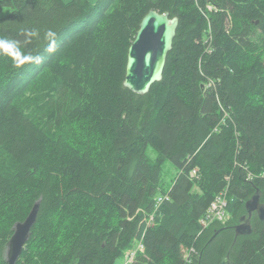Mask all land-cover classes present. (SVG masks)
<instances>
[{"label":"trees","instance_id":"16d2710c","mask_svg":"<svg viewBox=\"0 0 264 264\" xmlns=\"http://www.w3.org/2000/svg\"><path fill=\"white\" fill-rule=\"evenodd\" d=\"M150 9L180 23L138 94L128 49ZM224 191L228 220L203 228ZM256 193L264 0H0V264L39 200L16 264H114L140 240L133 264H264V220L235 237Z\"/></svg>","mask_w":264,"mask_h":264},{"label":"water","instance_id":"95a60500","mask_svg":"<svg viewBox=\"0 0 264 264\" xmlns=\"http://www.w3.org/2000/svg\"><path fill=\"white\" fill-rule=\"evenodd\" d=\"M180 23L179 16H171L169 11L150 9L142 18L139 29L128 49V59L124 85L138 94H146L154 83L162 80L168 55ZM247 213L235 226V237L251 234L250 223L254 214L264 220V202L259 193L246 201ZM40 200L35 202L28 216L14 226V233L7 244L8 264H16L30 240L32 229L37 222ZM235 238V239H236ZM221 264H234L227 255Z\"/></svg>","mask_w":264,"mask_h":264},{"label":"built area","instance_id":"2783aa9c","mask_svg":"<svg viewBox=\"0 0 264 264\" xmlns=\"http://www.w3.org/2000/svg\"><path fill=\"white\" fill-rule=\"evenodd\" d=\"M196 172V170L192 171V174H194ZM169 196L168 194L165 195H161L158 197V203L157 205H159L162 201H164L165 199H168ZM228 216V212H227V192H221L218 195H216V197L214 198V200L211 202L209 208L207 209L205 215L203 218H201V224L203 226V228H206L207 226H209L212 222H214L215 220H219L222 222H225ZM153 219V215L149 216V221H151ZM144 243L142 240L138 241L137 244L130 250H128L125 254V262L128 263H133L135 260V257L138 253V251H143L144 250ZM189 254L190 252H195V248L191 247L189 248Z\"/></svg>","mask_w":264,"mask_h":264},{"label":"rangeland","instance_id":"374dc122","mask_svg":"<svg viewBox=\"0 0 264 264\" xmlns=\"http://www.w3.org/2000/svg\"><path fill=\"white\" fill-rule=\"evenodd\" d=\"M10 10H11L10 8H6V9L3 11V13H4V14H5V13H8ZM149 151H150V153H154V150H153L152 148H149ZM228 218H229V214H228V216H227L226 221L228 220ZM226 221H225V222H226ZM119 262H123V264H127V262H125V256H124L123 258H118V259L115 261V264H118ZM128 264H131V263H128ZM132 264H133V263H132Z\"/></svg>","mask_w":264,"mask_h":264},{"label":"crops","instance_id":"0c3cea01","mask_svg":"<svg viewBox=\"0 0 264 264\" xmlns=\"http://www.w3.org/2000/svg\"><path fill=\"white\" fill-rule=\"evenodd\" d=\"M92 1H96V0H92ZM115 264V263H114ZM118 264H123V262H119Z\"/></svg>","mask_w":264,"mask_h":264}]
</instances>
